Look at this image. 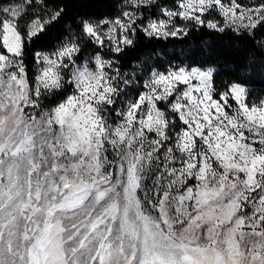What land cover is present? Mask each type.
<instances>
[{
    "label": "snow or ice",
    "instance_id": "snow-or-ice-1",
    "mask_svg": "<svg viewBox=\"0 0 264 264\" xmlns=\"http://www.w3.org/2000/svg\"><path fill=\"white\" fill-rule=\"evenodd\" d=\"M65 8L0 0V264H264V0H124L74 28ZM197 26L251 42L232 79L122 69L137 35Z\"/></svg>",
    "mask_w": 264,
    "mask_h": 264
},
{
    "label": "trees",
    "instance_id": "trees-1",
    "mask_svg": "<svg viewBox=\"0 0 264 264\" xmlns=\"http://www.w3.org/2000/svg\"><path fill=\"white\" fill-rule=\"evenodd\" d=\"M66 5L65 28H74V23L81 19L99 18L101 16H113L124 0H59ZM161 5H171L172 0H158ZM154 9L145 11V16H151ZM262 34L257 33V40ZM137 43L134 50L129 49L121 59L123 70H130V63L136 64L147 59L146 53H151L150 66H156L164 70L169 64L188 65L199 64L207 61L217 69V83L232 79L230 70L238 62L250 54L252 44L247 37H238L232 32L219 33L210 29L196 27L186 37H173L167 40L152 39L142 33L135 37ZM55 40L46 43H37V49H49ZM87 54V53H86ZM159 62V63H157ZM145 72L147 69L144 70ZM248 86L252 96H264V74L257 72L249 75ZM123 87V85H122ZM131 95H135L136 86H128Z\"/></svg>",
    "mask_w": 264,
    "mask_h": 264
},
{
    "label": "rangeland",
    "instance_id": "rangeland-1",
    "mask_svg": "<svg viewBox=\"0 0 264 264\" xmlns=\"http://www.w3.org/2000/svg\"><path fill=\"white\" fill-rule=\"evenodd\" d=\"M124 4V2L121 4V5H123ZM168 6H171V5H168ZM121 10V6L118 8V10L116 11V13L113 15V16H115L116 14H118V12ZM112 17V16H111ZM148 17H150V18H154V17H151V16H148ZM214 18V17H213ZM87 55V54H86ZM161 71H163V70H161ZM130 86V85H129ZM119 110V109H118Z\"/></svg>",
    "mask_w": 264,
    "mask_h": 264
}]
</instances>
